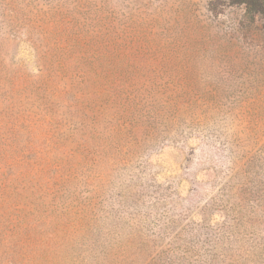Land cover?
Masks as SVG:
<instances>
[{
    "label": "rangeland",
    "instance_id": "374dc122",
    "mask_svg": "<svg viewBox=\"0 0 264 264\" xmlns=\"http://www.w3.org/2000/svg\"><path fill=\"white\" fill-rule=\"evenodd\" d=\"M236 0H0V264H264V13Z\"/></svg>",
    "mask_w": 264,
    "mask_h": 264
},
{
    "label": "trees",
    "instance_id": "16d2710c",
    "mask_svg": "<svg viewBox=\"0 0 264 264\" xmlns=\"http://www.w3.org/2000/svg\"><path fill=\"white\" fill-rule=\"evenodd\" d=\"M233 2L241 3L245 13L253 18L257 14L264 13V0H236Z\"/></svg>",
    "mask_w": 264,
    "mask_h": 264
}]
</instances>
